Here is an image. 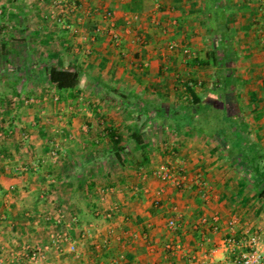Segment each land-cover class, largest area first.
Returning a JSON list of instances; mask_svg holds the SVG:
<instances>
[{"label": "crops", "instance_id": "0c3cea01", "mask_svg": "<svg viewBox=\"0 0 264 264\" xmlns=\"http://www.w3.org/2000/svg\"><path fill=\"white\" fill-rule=\"evenodd\" d=\"M253 231L264 0H0V264H228L222 239Z\"/></svg>", "mask_w": 264, "mask_h": 264}, {"label": "built area", "instance_id": "2783aa9c", "mask_svg": "<svg viewBox=\"0 0 264 264\" xmlns=\"http://www.w3.org/2000/svg\"><path fill=\"white\" fill-rule=\"evenodd\" d=\"M61 2V0H58ZM157 5L161 3V0H156ZM174 45L171 43L170 48ZM154 176L166 183L169 186L175 188H182L187 180L186 174L183 172L181 167H176L170 163H159L154 168ZM197 182H200L198 178ZM217 220V219H215ZM235 225V219H232L229 222V227L233 228ZM167 226L169 230H174L177 227L176 219L169 218L167 220ZM263 238L261 232L253 231L252 233H247L240 239H236L234 236H226L222 239V244L226 250H229L231 253L230 258L228 259V264H264V247H263ZM51 243V244H50ZM50 243L43 245L40 248H36L31 251L30 258L32 259H44L46 257L47 251L50 249L53 244L57 248L58 252L63 251L61 247V242L57 237H52ZM104 245L97 244L95 249L98 251L102 250ZM165 248L172 250L175 248V245L171 243L165 244ZM66 251L70 253H77V246L75 241H70L66 246ZM123 258V254H118L117 257H113L108 264H119L120 259ZM90 264V263H89ZM99 264V263H91Z\"/></svg>", "mask_w": 264, "mask_h": 264}, {"label": "trees", "instance_id": "16d2710c", "mask_svg": "<svg viewBox=\"0 0 264 264\" xmlns=\"http://www.w3.org/2000/svg\"><path fill=\"white\" fill-rule=\"evenodd\" d=\"M49 82L57 89L74 87L78 82L77 72L68 69L50 67L48 69Z\"/></svg>", "mask_w": 264, "mask_h": 264}]
</instances>
